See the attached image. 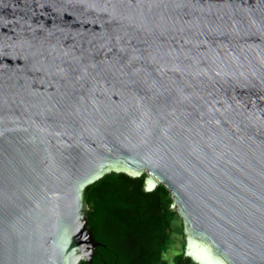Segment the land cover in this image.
Instances as JSON below:
<instances>
[{
  "label": "water",
  "instance_id": "95a60500",
  "mask_svg": "<svg viewBox=\"0 0 264 264\" xmlns=\"http://www.w3.org/2000/svg\"><path fill=\"white\" fill-rule=\"evenodd\" d=\"M109 171L190 263L264 264V0H0V264L90 261Z\"/></svg>",
  "mask_w": 264,
  "mask_h": 264
},
{
  "label": "trees",
  "instance_id": "16d2710c",
  "mask_svg": "<svg viewBox=\"0 0 264 264\" xmlns=\"http://www.w3.org/2000/svg\"><path fill=\"white\" fill-rule=\"evenodd\" d=\"M145 173L109 171L82 189L92 235L100 244L79 264H192L183 250L168 262L172 240V197L161 183L144 189ZM183 234V225L180 224Z\"/></svg>",
  "mask_w": 264,
  "mask_h": 264
},
{
  "label": "rangeland",
  "instance_id": "374dc122",
  "mask_svg": "<svg viewBox=\"0 0 264 264\" xmlns=\"http://www.w3.org/2000/svg\"><path fill=\"white\" fill-rule=\"evenodd\" d=\"M180 224H182L181 218L179 215L174 216L172 220V240L171 245L168 250L164 253V257L168 262H172V258L175 254L183 250L184 247V237L180 230Z\"/></svg>",
  "mask_w": 264,
  "mask_h": 264
},
{
  "label": "bare ground",
  "instance_id": "6f19581e",
  "mask_svg": "<svg viewBox=\"0 0 264 264\" xmlns=\"http://www.w3.org/2000/svg\"><path fill=\"white\" fill-rule=\"evenodd\" d=\"M178 215V214H177ZM180 218V217H179Z\"/></svg>",
  "mask_w": 264,
  "mask_h": 264
}]
</instances>
